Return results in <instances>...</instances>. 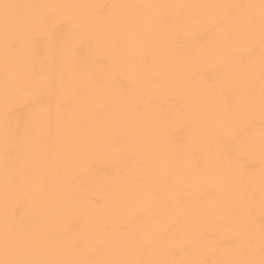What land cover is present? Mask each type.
<instances>
[{
  "label": "bare ground",
  "instance_id": "bare-ground-1",
  "mask_svg": "<svg viewBox=\"0 0 264 264\" xmlns=\"http://www.w3.org/2000/svg\"><path fill=\"white\" fill-rule=\"evenodd\" d=\"M0 264H264V0H0Z\"/></svg>",
  "mask_w": 264,
  "mask_h": 264
}]
</instances>
